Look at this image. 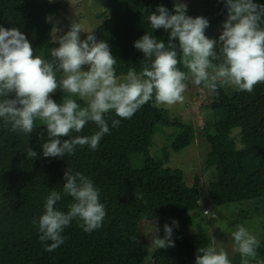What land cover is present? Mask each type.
<instances>
[{
  "label": "trees",
  "instance_id": "trees-1",
  "mask_svg": "<svg viewBox=\"0 0 264 264\" xmlns=\"http://www.w3.org/2000/svg\"><path fill=\"white\" fill-rule=\"evenodd\" d=\"M180 2L187 5L186 15L207 18L208 28L226 19L223 0ZM254 2L264 4V0ZM159 6L175 14L174 0H105L103 12L97 16L102 21L93 34L110 46L117 59L118 77L125 75L129 68L141 70L144 55L134 47V42L143 35L151 34L167 44L170 30H154L148 21V16ZM63 8V1L0 0V14L20 10L35 12L37 36L31 46L34 55L44 59H50L51 49L58 47L50 36L54 27L50 17L59 16ZM23 20L18 16L15 22ZM29 35L34 39L32 32ZM219 35L209 38L218 39ZM178 67L188 71L182 64ZM191 82V79L185 82L187 88H191ZM226 87L221 86L216 94L210 95V102L201 106V127L170 114L153 99L130 119L121 120L119 127L111 126L112 120L119 117L110 112L106 116L110 133L102 138L97 150L87 145L77 146L74 155L66 154L63 158L43 156L44 141L39 133L45 130V125L39 119L29 136L13 133L10 126L6 128L0 121V264H195L197 250L212 242L201 223L195 224V231L190 235L173 234L174 247L155 248L152 252L147 251L138 224L163 217L184 218L190 223L197 215L205 216L207 203L209 207H220L263 202L264 83L255 85L252 93ZM195 88L205 89L203 85H194ZM67 95L57 89L50 98L60 103ZM72 98L85 106L78 97ZM164 129L171 130L169 145L153 157L150 149L155 143L154 135H162ZM95 131H98L96 125L89 122L81 133L72 132L62 139L91 135ZM197 138L203 139L209 148L204 166L212 170L208 202L203 204L200 177L195 175L189 186L181 169L166 165L170 157L168 147L179 152L194 144ZM44 139L47 140L46 132ZM28 147L38 156L28 157ZM68 167L92 179L100 190L106 217L102 227L90 233L83 230L82 221L74 219L62 233L65 242L48 252L39 240L38 225L33 220L43 214L46 197L52 190L62 193L63 175ZM134 192L143 193V199H136ZM72 202L70 196L62 195L56 207L67 212ZM243 218L232 225L239 224ZM155 233L164 237L162 229ZM255 261L264 264V242H260Z\"/></svg>",
  "mask_w": 264,
  "mask_h": 264
},
{
  "label": "clouds",
  "instance_id": "clouds-1",
  "mask_svg": "<svg viewBox=\"0 0 264 264\" xmlns=\"http://www.w3.org/2000/svg\"><path fill=\"white\" fill-rule=\"evenodd\" d=\"M223 3L227 16L218 39L205 35L209 20L186 15L187 5L180 0H174L175 14L164 6L157 7L148 21L154 30H170L167 44L151 34L143 35L134 42L144 55L141 70L129 68L120 77L116 74L117 59L108 43L97 40L93 32H85L77 20L71 21L66 33L53 36L52 42L58 47L51 49L50 59L34 55L19 29L0 26V121L13 133L29 136L39 119L45 125L39 133L44 141L43 156L63 158L74 155L77 146L97 150L102 138L110 133L106 119L110 112L119 117L112 120L111 126L119 127L121 120L130 119L150 100L154 99L157 106L182 103L189 79L197 86L203 85L209 94H216L223 85L252 93L255 85L264 83V4L254 0ZM81 33H87L84 39ZM179 64L188 71L180 70ZM57 89L68 94L60 103L50 98ZM72 97L84 101L85 106ZM89 122L98 131L62 139L72 132L81 133ZM27 156L35 158L38 154L28 147ZM63 180L62 193L52 190L46 197L43 214L33 220L48 252L65 242L62 233L74 219L82 221L83 230L90 233L102 227L106 217L100 190L91 178L68 167ZM62 195L73 200L67 212L56 207ZM133 195L139 200L144 194ZM172 223L179 226L176 220ZM172 236L173 228L165 224L164 237L154 235L151 245L156 249L174 247ZM231 236L233 251L242 257V264L257 257L260 240L245 226L237 225ZM195 264L231 261L213 238L208 246L197 250Z\"/></svg>",
  "mask_w": 264,
  "mask_h": 264
},
{
  "label": "rangeland",
  "instance_id": "rangeland-1",
  "mask_svg": "<svg viewBox=\"0 0 264 264\" xmlns=\"http://www.w3.org/2000/svg\"><path fill=\"white\" fill-rule=\"evenodd\" d=\"M52 3L59 1L64 2V8L59 12V16L50 17V21L54 24L53 30L50 34L52 40L53 36H59L66 33L69 30L70 23L73 20H77L81 23L85 32H93L94 29L101 23L102 19H98L97 16L102 14L103 5L105 0H49ZM22 12V13H21ZM24 19L21 22H15L18 18ZM222 21L215 27L207 28L205 35L221 33ZM0 26L11 29L17 28L30 42V44L36 43V14L32 11L20 10L12 11L4 14H0ZM29 32H32L30 38ZM87 33H81V39L86 37ZM58 45V44H57ZM87 70V66L84 67ZM194 83L191 82V88H187L184 92V100L182 103H177L172 106L162 105L165 109L169 110L170 114L179 116L185 121L190 120L195 127L202 126L201 106L209 103L210 95L207 89H194ZM231 85H227L230 87ZM226 87V88H227ZM238 132V131H237ZM171 135V130L164 129L161 134H155L153 141L154 145L150 149V154L158 156L161 154L162 148L169 145L168 138ZM209 148L203 139L197 138L194 144L179 152H174L168 147L170 157L167 161V166L173 168H179L184 173V181L187 185L191 186L194 182V176L198 175L201 179L202 185L200 188L201 204L208 202V182L211 180V169H206L204 166V158ZM207 210L204 215H197L193 217L190 223H187L185 219H179L178 227L173 225L172 221L168 217H163L154 221H141L138 224V231L141 239L147 245V251L155 249L152 243L154 235H157L155 229L164 230V225L168 224L173 228V234L181 233L183 235H190L195 231V224L201 223L202 226L207 229L208 234L213 241L216 240L218 248H223L229 255L231 264H242V257L239 253L233 251V239L231 233L236 230L237 225L245 226L250 233L257 236L260 242H264V200L263 202L248 201L235 204H227L220 207H209L210 203H207ZM239 224L232 225V223L244 217ZM192 217L188 215L187 219ZM186 218V217H185ZM241 257V260L237 261ZM249 264H260L255 259H250Z\"/></svg>",
  "mask_w": 264,
  "mask_h": 264
}]
</instances>
